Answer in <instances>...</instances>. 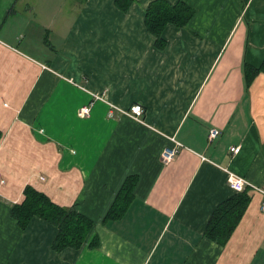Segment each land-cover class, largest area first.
I'll list each match as a JSON object with an SVG mask.
<instances>
[{"label":"crops","instance_id":"0c3cea01","mask_svg":"<svg viewBox=\"0 0 264 264\" xmlns=\"http://www.w3.org/2000/svg\"><path fill=\"white\" fill-rule=\"evenodd\" d=\"M150 1L64 0L57 14V0H0V264H264V71L244 72L264 61V0H180L192 15L165 26L162 48L144 27ZM135 103L140 120L122 111ZM128 175L126 212L103 221ZM26 184L94 221L79 248L52 249L57 228L37 216L18 226ZM242 192L226 242L206 237Z\"/></svg>","mask_w":264,"mask_h":264},{"label":"trees","instance_id":"16d2710c","mask_svg":"<svg viewBox=\"0 0 264 264\" xmlns=\"http://www.w3.org/2000/svg\"><path fill=\"white\" fill-rule=\"evenodd\" d=\"M85 1V0H80ZM133 0H114L116 7L125 12ZM192 15V8L183 1L170 4L166 0H152L144 11V27L155 36V46L162 48L164 40L162 31L167 24L184 26ZM264 71V61L257 68L245 63L246 82ZM136 176L128 175L123 180L113 201L106 210L103 221L117 220L126 212L133 197ZM248 202L246 194H234L218 204L213 210L204 230V235L211 240L223 244L230 236ZM10 216L16 220L20 228H25L33 216L51 223L57 228L51 242L52 249L59 251L66 247L79 248L93 229L94 221L78 212L73 206L66 207L52 201L44 192L26 184L23 198L10 207ZM98 245V237L94 234L89 242L90 247Z\"/></svg>","mask_w":264,"mask_h":264},{"label":"built area","instance_id":"2783aa9c","mask_svg":"<svg viewBox=\"0 0 264 264\" xmlns=\"http://www.w3.org/2000/svg\"><path fill=\"white\" fill-rule=\"evenodd\" d=\"M90 111V106L89 105H82L78 108V115L83 116L88 114ZM126 114L132 116L136 120H140V115L143 112V107L142 105L135 103L129 106V109L127 111L122 110ZM219 129L212 127L209 128L207 138L208 140H212L219 134ZM176 145H179L180 143L175 141ZM239 146H232L230 150L234 153L238 152ZM177 152V147L176 146H166L164 147L161 152H160V157L163 162H166L168 160H171ZM247 182L241 178L240 176H237L236 174L229 173L227 176V184L229 187L235 191V192H241L244 189V186ZM258 191L262 192L264 194V189L257 188ZM261 209L264 210V203L261 205Z\"/></svg>","mask_w":264,"mask_h":264},{"label":"rangeland","instance_id":"374dc122","mask_svg":"<svg viewBox=\"0 0 264 264\" xmlns=\"http://www.w3.org/2000/svg\"><path fill=\"white\" fill-rule=\"evenodd\" d=\"M64 0H57V8H56V13L58 14V13H61L64 9H63V5H62V2H63ZM77 3H79L78 1H76ZM72 12L73 13H75L76 12V7H74L73 6V9H72ZM51 13H52V11H51ZM38 18H43V16L42 17H40V16H38V15H36Z\"/></svg>","mask_w":264,"mask_h":264}]
</instances>
